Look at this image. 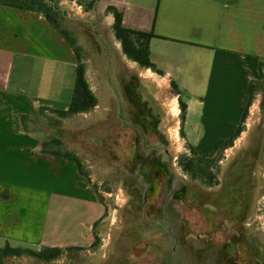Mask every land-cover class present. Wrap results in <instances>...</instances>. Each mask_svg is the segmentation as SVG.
<instances>
[{
	"label": "rangeland",
	"instance_id": "1",
	"mask_svg": "<svg viewBox=\"0 0 264 264\" xmlns=\"http://www.w3.org/2000/svg\"><path fill=\"white\" fill-rule=\"evenodd\" d=\"M82 2L52 0L61 26L82 48L85 77L100 98L99 108L61 118L55 125L51 120H58L57 115L44 110L38 116L40 106L25 124L49 147L79 157L82 176L102 203L103 213L87 247H63L50 261L23 254L5 257L0 264H264V107L260 104L257 126L240 132L231 146L215 153L220 157L210 169L217 184L190 178L178 162L191 150L171 85L139 75L144 67L122 58L114 36L85 22L82 15L89 1ZM170 102L178 107L175 116ZM219 103L225 110L232 101ZM146 104L158 112L161 133L154 128L146 133ZM200 128L197 145L209 154L217 131L208 121ZM159 135L160 141H154ZM235 173L241 177L233 182L229 178ZM65 181V175L59 183L44 174L37 183L71 191ZM234 183L247 191L238 199L248 207L241 222L230 210L236 204V193L229 190ZM199 209L210 212L212 220L202 218ZM229 244L234 247L231 261L224 254Z\"/></svg>",
	"mask_w": 264,
	"mask_h": 264
},
{
	"label": "crops",
	"instance_id": "2",
	"mask_svg": "<svg viewBox=\"0 0 264 264\" xmlns=\"http://www.w3.org/2000/svg\"><path fill=\"white\" fill-rule=\"evenodd\" d=\"M109 6L121 12L124 27L155 35L149 59L162 73L142 68L139 75L176 83L188 142L214 156L240 120L248 82L263 78L264 0H93L83 19L114 36ZM76 65L73 49L43 12L0 3V247H87L94 240L102 203L73 161L41 152L40 135L21 123V115L40 106L68 107ZM259 93L241 134L257 126ZM225 100L232 103L224 110L219 101ZM207 121L217 131L209 154L197 145ZM44 174L59 183L65 175L71 191L38 184Z\"/></svg>",
	"mask_w": 264,
	"mask_h": 264
},
{
	"label": "trees",
	"instance_id": "3",
	"mask_svg": "<svg viewBox=\"0 0 264 264\" xmlns=\"http://www.w3.org/2000/svg\"><path fill=\"white\" fill-rule=\"evenodd\" d=\"M93 0H90L87 8H90ZM0 3L13 5L16 7H21L25 9H31L36 11H41L44 13L47 21L53 25V27L61 34V36L67 41V43L71 46L73 49L76 59H77V65L75 69V77L72 87V93L69 100L68 107L66 109H58V108H52L48 106H41L39 108L38 116H40L41 112L44 110H49L54 112L58 120H51V122L55 125H59L60 121L59 119L65 118L68 116H71L73 114L79 113V112H86L90 109H92L97 104V98L92 92L91 88L89 87V84L87 82V79L85 77V65L81 60L80 51L81 46L77 43L76 38L72 35L71 31L62 27L60 22L58 21V9L52 4V0H0ZM108 10H111L114 14V21L112 24V31L114 37L120 42L121 50L125 54V56L134 61L137 62L140 66L144 68H150L153 71H156L157 73H162L159 69L156 68L154 63H152L149 59V40L154 37L152 33L149 32H142L130 28H126L121 23V12H119L116 8L109 6ZM172 92L176 95H178V103H179V109H180V120L181 122H184L185 119V109L186 104L184 100L181 98V93L174 81L171 80L170 82ZM262 92V99H261V107H264V73L263 78L261 81L251 80L247 84L246 88V94L244 98V103L242 107V113L240 116V120L237 123L234 131L232 134L223 142L222 146L219 148V153L221 150L229 147L232 145L233 140L240 134L242 131V123L245 121V118L247 116L248 107L250 106L254 95L257 92ZM29 119V116L27 115H21V123L25 129H27V125L25 122ZM34 133V130L31 131ZM37 135V131H35ZM51 142L59 143V139L52 138ZM40 150L43 153L56 155V156H62L63 158H66L68 160L73 161L76 164V167L79 171V173L82 175V163L79 159V157L70 150H60L56 148H52L48 146V141L45 139L41 140L40 142ZM189 149L191 150L190 155H183L179 158L178 162L181 168L189 174L190 178L192 179H199L201 182L212 185L217 184V179L215 177V173L210 169L213 164H215L220 154H215L212 157H207L199 154L195 147L191 144L188 145ZM236 177H231L233 182L240 179V175L235 173ZM231 192L236 193V204L231 205V209L238 213V220L241 222V220L246 217V213L248 210V207L245 206L243 200L238 201L239 197L241 195L246 194V188L244 189V186L239 183L232 184L231 188L229 189ZM241 191V192H239ZM245 191V192H244ZM231 193L230 195H234ZM240 193V194H238ZM239 202V203H238ZM193 209V208H192ZM202 218L205 220H212L211 213L207 210L199 209ZM232 211V212H233ZM241 212H244L241 214ZM73 247V246H71ZM75 248H78V246H75ZM233 245L229 244L224 248V254L229 259V261L232 260V249ZM61 247L58 246H45L40 249H35L31 247H24V246H13L8 243H5L0 247V262L5 257H11V256H20L23 254H27L30 256H33L35 258H38L40 260L44 261H50L55 258H57L62 253Z\"/></svg>",
	"mask_w": 264,
	"mask_h": 264
},
{
	"label": "flooded vegetation",
	"instance_id": "4",
	"mask_svg": "<svg viewBox=\"0 0 264 264\" xmlns=\"http://www.w3.org/2000/svg\"><path fill=\"white\" fill-rule=\"evenodd\" d=\"M146 106L149 108H148V111H146V114H145V112L143 113L144 118L142 120L143 125H145L144 128L146 129L145 130L146 133L148 134L149 132L150 133L153 132L151 130L152 128L157 130L158 133H161L159 131V128H158V124H159V120H160L158 112L154 109L153 106H148V104H146ZM141 110H142V108H141ZM140 123H141V121H140ZM160 136H162V135H159L158 136L159 138L157 140H154V141H160V139H161Z\"/></svg>",
	"mask_w": 264,
	"mask_h": 264
},
{
	"label": "bare ground",
	"instance_id": "5",
	"mask_svg": "<svg viewBox=\"0 0 264 264\" xmlns=\"http://www.w3.org/2000/svg\"><path fill=\"white\" fill-rule=\"evenodd\" d=\"M169 110L171 111V113L175 116L177 115V112H178V108L176 107V105L174 104H170L169 105ZM175 118V117H174ZM178 126V120H176L175 122V129L177 128Z\"/></svg>",
	"mask_w": 264,
	"mask_h": 264
}]
</instances>
